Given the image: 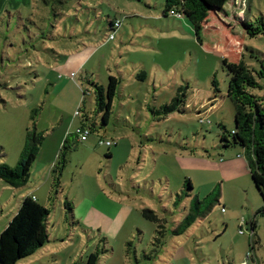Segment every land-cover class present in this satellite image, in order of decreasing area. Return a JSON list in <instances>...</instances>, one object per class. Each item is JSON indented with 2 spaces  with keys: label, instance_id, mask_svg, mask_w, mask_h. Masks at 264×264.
Segmentation results:
<instances>
[{
  "label": "rangeland",
  "instance_id": "374dc122",
  "mask_svg": "<svg viewBox=\"0 0 264 264\" xmlns=\"http://www.w3.org/2000/svg\"><path fill=\"white\" fill-rule=\"evenodd\" d=\"M15 2L20 16L10 9L0 20V164L16 165L33 125L44 139L24 187L0 179V232L26 194L49 208L48 240L16 264H82L95 250L98 264H252L254 216L252 253L264 264V214L255 215L263 199L242 147L224 146L218 127L234 124L221 58L256 70L264 64V32L250 34L241 23L262 27L264 0H228V13L211 17L200 40L186 17L163 14L164 0H66L57 15L39 0ZM113 18L121 20L115 31ZM109 74L120 79L103 125L92 83L105 84ZM178 89L181 110L164 113ZM251 93L264 105L263 80ZM81 113L96 119L99 133L62 149ZM186 178L205 213L183 234L167 233L157 256H144L156 225L142 210L174 228L190 200L176 196Z\"/></svg>",
  "mask_w": 264,
  "mask_h": 264
},
{
  "label": "trees",
  "instance_id": "16d2710c",
  "mask_svg": "<svg viewBox=\"0 0 264 264\" xmlns=\"http://www.w3.org/2000/svg\"><path fill=\"white\" fill-rule=\"evenodd\" d=\"M39 1L53 15H57L58 8H64L66 4V0ZM227 2L228 0H164L163 14L166 15L168 13L178 18L186 17L192 25L197 39L200 40V31L211 17L217 16L220 12L228 13L225 8ZM114 20L115 18L109 21L110 28L113 31L116 30ZM241 23L250 34L259 31L264 32V21L262 22V27H254L252 23H249L245 19ZM221 62L229 76L226 96L233 106L234 124L230 131L223 124H218V127L221 129L220 141L224 146L239 145L242 147L246 155L251 178L263 199V205L256 210L255 215L264 214V105L261 103L259 96L251 93V90L255 88H262V80L264 83V64H262L260 69L256 70L250 67L243 59L230 60L222 57ZM146 74V71L141 70L137 76L140 79H144L147 76ZM119 79L120 77L109 74L105 84L92 83L95 111L100 114L103 125L107 124L110 118L112 102L117 93ZM260 79L262 80L260 81ZM212 84L214 90L218 92L215 79L212 80ZM184 96V92L178 89L170 103L162 106L163 112L181 110L180 105L185 102ZM77 114L79 115V113ZM80 116V126L77 129L81 131L88 130V135L93 131L97 132V134L99 133L96 127V119L90 121V116L86 113H81ZM86 121H90V124H87ZM98 127L100 128V126ZM72 135H75L74 139H71ZM43 139V132L38 131L35 125H33L27 132L21 156L16 165L8 167L3 163L0 164V179L11 186L24 187L29 180L30 168L35 161ZM78 141H84L80 140L79 132L77 130L73 133L70 132L64 137L61 148L72 146ZM112 143L111 141L107 146L109 147ZM191 190L192 184L186 178L183 181L182 189L179 193H176V196L179 199L181 197H190V200L186 204L184 213L174 228H167V220L164 217H160L154 210L149 208L142 210L143 217L154 222L156 225V235L151 242L153 248H149L148 252L143 250L144 256L148 258L157 256L165 243L167 233H171L172 235L183 234L197 218L205 213V210L201 208L200 199L195 195L191 197ZM179 199L174 201L175 206ZM64 206L71 211V202L67 199L64 200ZM48 214L49 208L40 203L35 195L26 194L23 196L17 211L0 232V264H16L19 259L32 255L46 243L48 240ZM255 228L256 219L254 216V218L248 221V230L251 233V250L247 251L249 253L247 258L252 261V264H256V259L252 253L253 243H256L258 240L257 237L255 238ZM127 244L131 247L133 246L131 241ZM133 252L137 256V250L134 249ZM98 259V250L91 251L82 264H98ZM71 264L79 263L74 261Z\"/></svg>",
  "mask_w": 264,
  "mask_h": 264
},
{
  "label": "built area",
  "instance_id": "2783aa9c",
  "mask_svg": "<svg viewBox=\"0 0 264 264\" xmlns=\"http://www.w3.org/2000/svg\"><path fill=\"white\" fill-rule=\"evenodd\" d=\"M120 24H121V20L119 18H115V20H114V26L117 28L118 26H120ZM113 37H114V33H110L109 34V39H112ZM71 75L73 76L74 74L71 73ZM79 112L80 111L77 110L76 111V114L79 113ZM77 131L79 132V138H80V140H86V138L88 136V130H82L81 131V130L77 129ZM110 143H111V141L108 140V139H106V140L99 139V144L109 145ZM239 233L240 234H243L244 233V230L242 229V227H240ZM247 255H249V253H247ZM239 264H247V262L246 261H242Z\"/></svg>",
  "mask_w": 264,
  "mask_h": 264
},
{
  "label": "crops",
  "instance_id": "0c3cea01",
  "mask_svg": "<svg viewBox=\"0 0 264 264\" xmlns=\"http://www.w3.org/2000/svg\"><path fill=\"white\" fill-rule=\"evenodd\" d=\"M24 1L26 2L27 0H24ZM10 9L13 11H16V13L19 14V16H20L22 6L19 4V2H15V0H0V20L4 19L3 12L10 10ZM29 13H31V12H29ZM19 18L22 19L23 16L21 15V17H19ZM29 194H31V193H29ZM35 197H36V195H35Z\"/></svg>",
  "mask_w": 264,
  "mask_h": 264
}]
</instances>
